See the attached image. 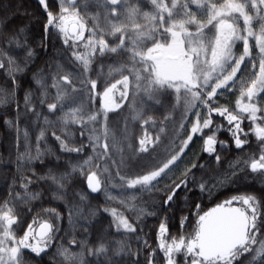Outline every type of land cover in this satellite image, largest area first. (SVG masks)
<instances>
[{
	"label": "rangeland",
	"instance_id": "obj_1",
	"mask_svg": "<svg viewBox=\"0 0 264 264\" xmlns=\"http://www.w3.org/2000/svg\"><path fill=\"white\" fill-rule=\"evenodd\" d=\"M39 1L45 8L47 0ZM57 3L61 20L52 25L73 49L69 64L55 70L57 103L88 134L101 166V177L94 178L113 196L128 199L150 190L132 181L172 156L183 158L193 143L202 141L198 135L206 138L222 131L225 125L219 117L242 119L246 113L240 103L248 102V89L264 81V27L258 26L260 19H254L253 26L243 19L264 11V0ZM73 24L79 28L77 36L70 34ZM93 67L108 71L106 78L114 81L102 92L96 91ZM263 100L264 92L258 103ZM218 104H223L221 114L216 113ZM207 121L211 124L205 127ZM141 155L147 156L151 169L138 177L129 167ZM109 214L115 229L132 232L117 227L115 217L122 213L110 209ZM182 224L169 229L180 230ZM38 225L31 224L19 236L9 210L0 211V264H21L23 252L29 251L25 237L34 245ZM49 235L48 248L55 234Z\"/></svg>",
	"mask_w": 264,
	"mask_h": 264
},
{
	"label": "trees",
	"instance_id": "obj_2",
	"mask_svg": "<svg viewBox=\"0 0 264 264\" xmlns=\"http://www.w3.org/2000/svg\"><path fill=\"white\" fill-rule=\"evenodd\" d=\"M60 16L57 0H47L45 8L39 0H0V211L9 210L14 232L19 236L46 216L55 234L48 255L38 260L26 251L21 264H148L151 249H157L156 264H163L158 237L153 234L157 220L150 213L157 210L167 187L185 178L184 174L178 168L157 188L132 194L128 199L113 196L107 188L98 192L88 188L85 179L101 177L99 156L86 131L73 124L57 103L54 88L55 70L60 64H69L68 52L73 50L52 25L54 20L60 22ZM243 19L248 21L247 26L260 19L258 26L264 27L263 10ZM94 69L96 91L102 92L114 81L106 78L108 71L100 73ZM223 104L216 107L224 110ZM50 105H55L54 109ZM259 106L260 115L264 116V100ZM226 110L232 111L228 107ZM219 118L225 126L214 137L227 147L220 149L217 145L220 167L213 166L205 173L215 179L204 181L206 190L189 184L186 194L182 189L178 191L180 200L169 213L173 217L169 228L179 227L181 217H186L182 224L185 226L192 219L187 216L189 211L198 209L203 214L232 195H255L259 200L260 191L264 190V181L254 177L249 167L264 153V140L242 131L240 138L247 143L242 151L236 150L229 132L236 131L235 123H229L224 116ZM241 120V128L247 130L248 115L244 114ZM260 123L264 124V120ZM202 144L203 141L193 143L191 151L184 155L189 167L204 164L208 157L201 150ZM148 163L146 155L131 161L132 175L139 177L150 170ZM203 175L196 173L197 179ZM49 209H55L56 214L50 215ZM106 209L122 213L136 231L119 232ZM174 212L177 213L171 215ZM261 213L264 214V207ZM191 222L188 224L193 226ZM195 230V226L190 231L169 229L168 237L193 238ZM250 234L255 235L251 231Z\"/></svg>",
	"mask_w": 264,
	"mask_h": 264
},
{
	"label": "snow or ice",
	"instance_id": "obj_3",
	"mask_svg": "<svg viewBox=\"0 0 264 264\" xmlns=\"http://www.w3.org/2000/svg\"><path fill=\"white\" fill-rule=\"evenodd\" d=\"M264 92V81L255 90L249 88L247 91L248 102H241V110L248 115L250 127L245 130L241 128L242 120L234 115L229 114L227 119L229 123L235 122L236 131L229 129L230 134L233 135V143L236 150H243L246 140L241 139L239 133L244 132L248 135L249 132L254 134L258 140H264V124L260 121L264 120V116L260 115L261 108L258 103L259 95ZM257 98V102L253 103V99ZM55 105H50V109H54ZM217 114H221L220 109H216ZM9 125L11 121H6ZM211 124V121L205 123V127ZM43 135V133H41ZM197 140H202V151L208 154L204 164H192L191 167L185 162L183 158L172 156L171 159L163 164L160 168L145 173L138 180H133L136 184L141 182L147 189L157 188L161 181L168 180L180 168L185 178L179 182L173 183L162 194V199L158 203L157 210L150 215H153L157 220V228L154 229V235L158 237L157 248L163 253V264H179L177 257L183 255L184 264H264V214L261 213V208L264 207V190L260 191L259 200L255 195H232L230 199L224 200L222 203H217L216 206L209 212L200 214L197 212L196 234L190 240H185L183 237L173 239L168 237L169 223L172 216L169 215L171 210L177 207L180 200L178 195L179 190L187 193L188 185L198 186L201 190H206L207 185L204 182L213 181L215 178L211 175L206 176L213 166L219 168L221 158L217 153V145L220 149L226 148L227 145L222 144L213 135H208L206 138L197 136ZM192 137H189V141ZM185 148L188 145L185 144ZM184 149H181L183 152ZM190 152L191 149L188 148ZM231 167V162L229 163ZM253 176H259L264 181V153L259 159H254L249 165ZM192 169L196 171L193 172ZM204 173L200 179H197L196 173ZM87 186L92 192H97L100 189L99 181L92 183L89 179H85ZM219 184L220 182L217 181ZM235 185V184H234ZM223 186V185H221ZM27 187V184L24 185ZM240 189L237 188L236 191ZM239 201L251 210L247 211L244 207L234 206V202ZM185 202L187 198L185 197ZM199 208V205L196 206ZM50 215H55V209L47 210ZM109 211L108 209L105 210ZM7 215V214H6ZM16 219V218H14ZM186 217H181V224ZM117 227H123L125 230L132 232L136 231V226L132 224L125 216L115 217ZM217 220H222L229 226V233L223 238L216 239L211 235L212 226ZM39 231L36 237L35 244L27 243V235L25 237L24 247L28 248L30 254L38 260H42L45 255H48V244L50 240V233L53 231V225L47 219H41L38 225ZM254 233L255 235H251ZM74 244L75 241H72ZM237 249L238 251H233ZM17 249H13L15 253ZM157 249H151L148 254V264H156L155 256Z\"/></svg>",
	"mask_w": 264,
	"mask_h": 264
},
{
	"label": "water",
	"instance_id": "obj_4",
	"mask_svg": "<svg viewBox=\"0 0 264 264\" xmlns=\"http://www.w3.org/2000/svg\"><path fill=\"white\" fill-rule=\"evenodd\" d=\"M79 32V28L76 24H73L70 27V34L72 36H77ZM92 183H95L96 180L95 178L91 177L89 179ZM98 192V191H97ZM39 231V230H38ZM230 231V228L228 225H226L222 220H217L213 226H212V232L211 235L216 238V239H220L223 238L224 236H226ZM38 233V232H37Z\"/></svg>",
	"mask_w": 264,
	"mask_h": 264
},
{
	"label": "flooded vegetation",
	"instance_id": "obj_5",
	"mask_svg": "<svg viewBox=\"0 0 264 264\" xmlns=\"http://www.w3.org/2000/svg\"><path fill=\"white\" fill-rule=\"evenodd\" d=\"M234 206H237V207H244L247 211H249V213L251 212V210L250 209H248L247 208V205H243V204H241L240 202H234ZM214 208V207H213ZM213 208H210V209H208V210H206V212H209L211 209H213ZM197 212H199V210L198 209H195V210H192V211H189L188 213H187V216H192L191 218V220L193 221V226H191V225H189L188 224V222L189 221H187L186 222V225L185 226H182V227H180L181 228V230H192V229H194V226H195V228H196V221H197V219H198V217H197ZM205 212V213H206ZM175 213H177V212H174L173 214H171V215H174ZM251 231V230H250ZM233 251H238L237 249H233ZM179 261L180 262H182V264H184V257L182 256V255H179Z\"/></svg>",
	"mask_w": 264,
	"mask_h": 264
}]
</instances>
